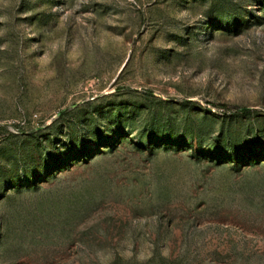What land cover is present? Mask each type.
I'll list each match as a JSON object with an SVG mask.
<instances>
[{
	"label": "rangeland",
	"instance_id": "1",
	"mask_svg": "<svg viewBox=\"0 0 264 264\" xmlns=\"http://www.w3.org/2000/svg\"><path fill=\"white\" fill-rule=\"evenodd\" d=\"M0 264H264V0H0Z\"/></svg>",
	"mask_w": 264,
	"mask_h": 264
},
{
	"label": "trees",
	"instance_id": "2",
	"mask_svg": "<svg viewBox=\"0 0 264 264\" xmlns=\"http://www.w3.org/2000/svg\"><path fill=\"white\" fill-rule=\"evenodd\" d=\"M247 111V109H241L240 110V112H246Z\"/></svg>",
	"mask_w": 264,
	"mask_h": 264
}]
</instances>
